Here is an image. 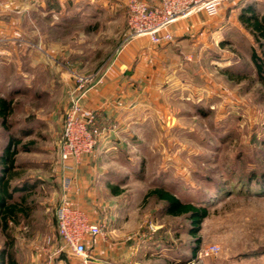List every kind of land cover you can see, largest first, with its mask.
<instances>
[{"label":"rangeland","instance_id":"1","mask_svg":"<svg viewBox=\"0 0 264 264\" xmlns=\"http://www.w3.org/2000/svg\"><path fill=\"white\" fill-rule=\"evenodd\" d=\"M30 1L20 0L12 35L0 40V96L13 103L8 129L0 119V154L13 138V183L27 188L14 200L26 196L28 207L9 222L8 235L0 228V254L5 264H70L78 257L60 251L54 216L64 111L78 75L96 78L129 40L130 0ZM251 7L264 15V0H222L216 14L206 13L205 31L171 49L170 71L155 75V87L138 89L133 103L129 96L108 103L119 106L109 123L98 115L102 132L91 157L100 138L113 140L108 124L127 142L111 154L122 166L107 171L125 177L116 199L130 206L119 220L142 240L144 264H264V85L251 59L259 48L239 19ZM156 187L207 207L196 234L188 218L165 215L163 203L146 196ZM95 193L105 208L92 209L106 235L115 198Z\"/></svg>","mask_w":264,"mask_h":264},{"label":"crops","instance_id":"2","mask_svg":"<svg viewBox=\"0 0 264 264\" xmlns=\"http://www.w3.org/2000/svg\"><path fill=\"white\" fill-rule=\"evenodd\" d=\"M148 1L153 4L159 0ZM30 2H34V0ZM14 3H16V6H13ZM19 3L20 0H0V40L8 36L9 31L12 35L13 30L11 29H14V23L17 22L14 19L13 12H18L15 8ZM5 10L10 12L4 13ZM4 15L10 16L7 19L8 22L5 21ZM205 17L206 12L201 10L189 14L187 17H180L173 22L171 25V31L175 39L172 40L173 42L154 44L147 36L130 37L127 43L119 49L117 54L104 67L102 73L98 74L99 82L88 92L85 104L95 109L102 120L110 121V115L115 117L118 114L119 106L108 105V103L119 97H133L138 89L140 90L142 87H144L142 91L145 92H148L153 86L155 87L159 82L155 75L170 71L169 53L172 52L171 49L174 46L181 48L186 45L190 41L189 37L196 34V30L205 31ZM129 97L127 98L129 99ZM135 98H131L130 103L136 101ZM108 126L111 128H108L105 133L112 135L113 140L101 142L102 138H100L95 155L93 157H91L93 153L85 155L81 163L75 167V171L79 174L78 178H75L78 184L76 183L74 186L75 191L71 195L80 202L85 210L91 213V219L97 222L100 217L96 215V212H94L96 210L92 208L103 206L101 209L104 210L105 206L100 201H96L97 195L95 192H100V190L103 192L110 191V198H115L113 206H109L108 209L111 214V222L106 227V235L89 239V264H144L140 256L142 252L141 245H143L141 244L142 240L139 236H133L129 233L126 229L128 226L126 221L119 220L121 213L126 212L130 206L129 203L126 204L125 201L121 202L116 199L124 193V191L122 193V188L124 187L125 177L117 172L111 175L107 171V165L111 166V163H113L112 166H122L114 158L116 155L113 150L118 147L124 148L127 142L125 138L116 135L117 126L112 127L110 124ZM109 151L110 153L107 156L106 152ZM113 153L114 157L111 156ZM91 167H99L100 172L95 176L89 175L88 172ZM113 189L117 192L114 193ZM69 263L79 264V259L71 258Z\"/></svg>","mask_w":264,"mask_h":264},{"label":"built area","instance_id":"3","mask_svg":"<svg viewBox=\"0 0 264 264\" xmlns=\"http://www.w3.org/2000/svg\"><path fill=\"white\" fill-rule=\"evenodd\" d=\"M222 0H130L127 14V30L130 37L147 36L154 44L173 40L171 25L180 17L195 11L209 15L218 12ZM99 82L98 77L78 75L77 85L70 93V101L64 111L59 157L63 165L61 194L55 208V224L60 251L69 250L79 259V264H89V239L105 235V224L90 219L80 202L74 198L75 179L67 174L75 170L85 155L91 154L102 129L98 112L85 104L88 92ZM205 249V254L213 252Z\"/></svg>","mask_w":264,"mask_h":264},{"label":"trees","instance_id":"4","mask_svg":"<svg viewBox=\"0 0 264 264\" xmlns=\"http://www.w3.org/2000/svg\"><path fill=\"white\" fill-rule=\"evenodd\" d=\"M51 5V3H50ZM249 10V11H248ZM241 22L250 30L253 35L254 41L257 44L259 51L255 47L252 48L251 59L255 65L259 82L264 85V15H259L254 7L244 9L239 14ZM227 76L232 78V75L227 73ZM13 103L6 97L0 96V119L2 124L8 129V120L12 113ZM13 137V136H12ZM16 141L10 138L8 144L0 154V228L1 232L8 235L9 222H16L19 214L28 213V207L25 206L27 198L22 196L21 200H14V194L26 187L20 188L19 185L13 183L14 171L16 166ZM113 192H117L114 191ZM146 196L154 197L163 203L162 209L165 215L171 217L185 216L192 223L191 233L196 234L197 228L202 219L208 214L206 206H198L191 202H184L174 193L163 187H156L150 189ZM196 250L193 251L195 254ZM1 255L0 264H5L4 255ZM3 259V260H2ZM15 264L12 261L11 263Z\"/></svg>","mask_w":264,"mask_h":264}]
</instances>
